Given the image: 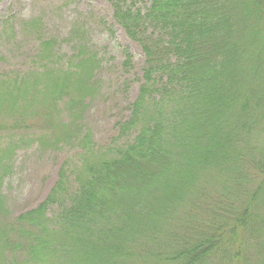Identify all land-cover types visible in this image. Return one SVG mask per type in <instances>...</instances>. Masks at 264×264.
Instances as JSON below:
<instances>
[{"label": "trees", "instance_id": "trees-1", "mask_svg": "<svg viewBox=\"0 0 264 264\" xmlns=\"http://www.w3.org/2000/svg\"><path fill=\"white\" fill-rule=\"evenodd\" d=\"M110 1L145 55L112 144L81 124L102 64L86 45L43 42L34 70L0 76V134L20 135L1 166L25 141L77 149L14 224L0 192V264H264V0Z\"/></svg>", "mask_w": 264, "mask_h": 264}, {"label": "rangeland", "instance_id": "rangeland-1", "mask_svg": "<svg viewBox=\"0 0 264 264\" xmlns=\"http://www.w3.org/2000/svg\"><path fill=\"white\" fill-rule=\"evenodd\" d=\"M123 6L145 13L150 0H126ZM46 41L55 42L56 51L65 58L86 45L102 61L95 75L98 93L87 100L81 124L97 146L112 144L118 139L119 126L130 119L142 84L145 55L141 45L117 22L110 0H0V76L34 70V60ZM11 136L19 140L20 135L0 134V151L8 149ZM22 145L14 154L3 156L0 165V192L7 206V223L12 224L46 200L61 167L77 151L75 145L56 151H41L28 141ZM56 213L52 208L48 217ZM16 236L14 231L11 238ZM22 262L18 259L15 264Z\"/></svg>", "mask_w": 264, "mask_h": 264}]
</instances>
